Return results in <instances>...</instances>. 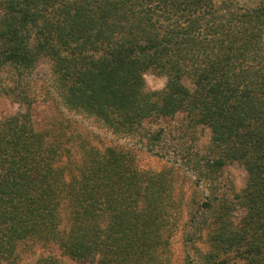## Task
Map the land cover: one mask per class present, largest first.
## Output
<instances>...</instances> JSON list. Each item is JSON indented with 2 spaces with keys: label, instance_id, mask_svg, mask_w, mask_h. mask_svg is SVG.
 <instances>
[{
  "label": "trees",
  "instance_id": "obj_1",
  "mask_svg": "<svg viewBox=\"0 0 264 264\" xmlns=\"http://www.w3.org/2000/svg\"><path fill=\"white\" fill-rule=\"evenodd\" d=\"M0 95V264H264V0H0Z\"/></svg>",
  "mask_w": 264,
  "mask_h": 264
},
{
  "label": "rangeland",
  "instance_id": "obj_2",
  "mask_svg": "<svg viewBox=\"0 0 264 264\" xmlns=\"http://www.w3.org/2000/svg\"><path fill=\"white\" fill-rule=\"evenodd\" d=\"M219 1V0H217ZM144 79L146 82V87L149 90H158L164 86L165 78L159 75H155L152 72H147L144 75ZM40 95L36 102L31 107V116L32 120L35 124V127L42 126L45 121H49L55 116V110L49 104L48 101L42 98ZM24 110V107L21 104L15 103L10 98L0 95V118L5 117L7 115L15 114L17 112H21ZM181 119V115L177 114L174 119H166L163 122L157 123L158 126L165 127L167 130H172L173 127H176ZM155 127V125H154ZM197 145L203 148L208 140L210 133L207 129H198L197 130ZM168 137V136H167ZM189 143V142H188ZM138 151V150H137ZM137 155V165L142 170H159L163 166V161H161L158 157L154 156L151 153L145 152L144 150H140L136 153ZM223 178L226 181H230L233 183L236 189H239L243 186L246 178L245 170L237 163L226 166L223 169ZM187 186V185H186ZM178 234H174L171 239V249L177 253L178 250ZM53 252H57L56 250ZM47 252L45 250H37L34 255H31L30 260H34L39 255H45ZM26 261V260H25ZM62 261L65 264H89L86 261H75L69 259L68 257H62Z\"/></svg>",
  "mask_w": 264,
  "mask_h": 264
}]
</instances>
